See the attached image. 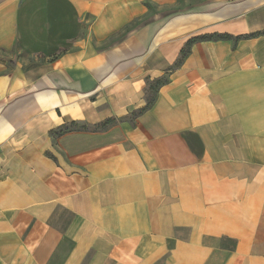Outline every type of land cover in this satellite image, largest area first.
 <instances>
[{
	"label": "crops",
	"instance_id": "0c3cea01",
	"mask_svg": "<svg viewBox=\"0 0 264 264\" xmlns=\"http://www.w3.org/2000/svg\"><path fill=\"white\" fill-rule=\"evenodd\" d=\"M0 264H264V0H0Z\"/></svg>",
	"mask_w": 264,
	"mask_h": 264
},
{
	"label": "rangeland",
	"instance_id": "374dc122",
	"mask_svg": "<svg viewBox=\"0 0 264 264\" xmlns=\"http://www.w3.org/2000/svg\"><path fill=\"white\" fill-rule=\"evenodd\" d=\"M167 79V77H166V75H164V76H162V77H160V78H158V79H155L153 82H151V86H150V90H151V94H150V96H149V100H150V102L154 99V97H155V95H156V92H157V89H158V87H159V82H163V81H165ZM152 99V100H151ZM112 121H110L109 123H107V124H103V122L102 123H100V124H98V125H96L94 128L95 129H103V128H105V127H107L108 125H110V124H112L114 121H115V119H111Z\"/></svg>",
	"mask_w": 264,
	"mask_h": 264
},
{
	"label": "trees",
	"instance_id": "16d2710c",
	"mask_svg": "<svg viewBox=\"0 0 264 264\" xmlns=\"http://www.w3.org/2000/svg\"><path fill=\"white\" fill-rule=\"evenodd\" d=\"M162 83H164V81L163 82H159V85H161ZM110 121H112L111 119H107V120H105L104 122H103V124H107V123H109ZM106 128V127H105ZM104 129V128H103Z\"/></svg>",
	"mask_w": 264,
	"mask_h": 264
}]
</instances>
